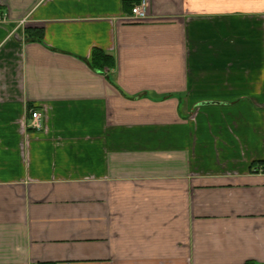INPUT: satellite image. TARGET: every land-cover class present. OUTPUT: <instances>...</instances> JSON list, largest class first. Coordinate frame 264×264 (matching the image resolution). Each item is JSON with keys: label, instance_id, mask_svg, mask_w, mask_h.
I'll list each match as a JSON object with an SVG mask.
<instances>
[{"label": "crops", "instance_id": "0c3cea01", "mask_svg": "<svg viewBox=\"0 0 264 264\" xmlns=\"http://www.w3.org/2000/svg\"><path fill=\"white\" fill-rule=\"evenodd\" d=\"M141 1L0 0V264H264V0Z\"/></svg>", "mask_w": 264, "mask_h": 264}, {"label": "built area", "instance_id": "2783aa9c", "mask_svg": "<svg viewBox=\"0 0 264 264\" xmlns=\"http://www.w3.org/2000/svg\"><path fill=\"white\" fill-rule=\"evenodd\" d=\"M148 18V3L146 0H142L139 4L135 5L132 9L131 16L129 20L133 22L144 21ZM7 17L0 15V24L6 23ZM26 20L20 22V25H23ZM41 114L37 111L32 113V123L31 126L35 129H41Z\"/></svg>", "mask_w": 264, "mask_h": 264}, {"label": "trees", "instance_id": "16d2710c", "mask_svg": "<svg viewBox=\"0 0 264 264\" xmlns=\"http://www.w3.org/2000/svg\"><path fill=\"white\" fill-rule=\"evenodd\" d=\"M93 65L99 70L105 68L113 69L115 67V59L96 49L93 51Z\"/></svg>", "mask_w": 264, "mask_h": 264}]
</instances>
